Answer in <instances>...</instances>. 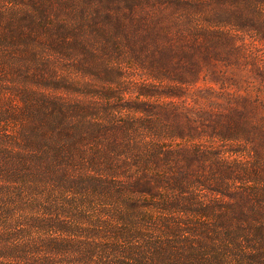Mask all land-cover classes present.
Instances as JSON below:
<instances>
[{"label":"trees","instance_id":"trees-1","mask_svg":"<svg viewBox=\"0 0 264 264\" xmlns=\"http://www.w3.org/2000/svg\"><path fill=\"white\" fill-rule=\"evenodd\" d=\"M258 42L264 0H0V264H264Z\"/></svg>","mask_w":264,"mask_h":264},{"label":"rangeland","instance_id":"rangeland-1","mask_svg":"<svg viewBox=\"0 0 264 264\" xmlns=\"http://www.w3.org/2000/svg\"><path fill=\"white\" fill-rule=\"evenodd\" d=\"M258 43H259L258 50L264 56V44L261 42H258ZM241 80L243 82L246 80H251V78L248 76H245V77H242ZM199 86H200L199 90L201 91L200 94L197 93L198 91L196 90V88L193 89L195 91L194 96H196V97H194L195 100H197L196 99L197 97L199 99V97L203 95V92H204L205 96H208L209 91L221 92L222 91L221 88L223 87L222 83H216L215 81H210V80L200 82ZM201 88H203V90H201ZM190 100L192 101V99H190ZM202 100H203V98H202Z\"/></svg>","mask_w":264,"mask_h":264}]
</instances>
